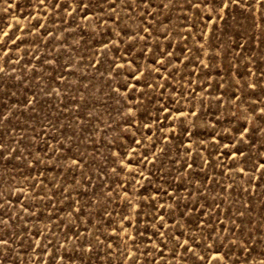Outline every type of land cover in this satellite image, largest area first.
Here are the masks:
<instances>
[{
	"label": "rangeland",
	"instance_id": "rangeland-1",
	"mask_svg": "<svg viewBox=\"0 0 264 264\" xmlns=\"http://www.w3.org/2000/svg\"><path fill=\"white\" fill-rule=\"evenodd\" d=\"M0 264H264V0H0Z\"/></svg>",
	"mask_w": 264,
	"mask_h": 264
}]
</instances>
